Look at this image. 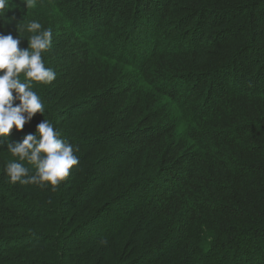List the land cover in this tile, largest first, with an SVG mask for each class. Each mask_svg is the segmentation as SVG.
Masks as SVG:
<instances>
[{
	"label": "trees",
	"instance_id": "1",
	"mask_svg": "<svg viewBox=\"0 0 264 264\" xmlns=\"http://www.w3.org/2000/svg\"><path fill=\"white\" fill-rule=\"evenodd\" d=\"M33 20L56 79L8 139L47 119L80 162L22 185L0 147V264H264V0H8L0 33Z\"/></svg>",
	"mask_w": 264,
	"mask_h": 264
},
{
	"label": "clouds",
	"instance_id": "2",
	"mask_svg": "<svg viewBox=\"0 0 264 264\" xmlns=\"http://www.w3.org/2000/svg\"><path fill=\"white\" fill-rule=\"evenodd\" d=\"M7 5L8 0H0V11ZM27 31L33 33L27 38V49L19 47L20 33L19 38L0 33V147L6 145L13 157L35 168L33 173L21 162H8L5 172L12 183L55 187L79 165V157L75 154L78 146L62 138L47 119L37 125L35 134L26 135L22 142L13 143L8 139L14 126L23 130L37 113L45 112V105L33 90L32 82L48 85L56 79L55 70L46 67L42 56L52 45L53 29L43 28L39 21L33 20L27 24ZM22 73L27 82H21ZM16 101L19 103L15 104Z\"/></svg>",
	"mask_w": 264,
	"mask_h": 264
},
{
	"label": "rangeland",
	"instance_id": "3",
	"mask_svg": "<svg viewBox=\"0 0 264 264\" xmlns=\"http://www.w3.org/2000/svg\"><path fill=\"white\" fill-rule=\"evenodd\" d=\"M183 127V126H182Z\"/></svg>",
	"mask_w": 264,
	"mask_h": 264
}]
</instances>
